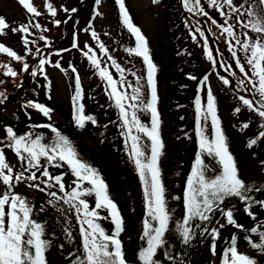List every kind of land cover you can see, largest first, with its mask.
<instances>
[{"label":"snow or ice","instance_id":"snow-or-ice-1","mask_svg":"<svg viewBox=\"0 0 264 264\" xmlns=\"http://www.w3.org/2000/svg\"><path fill=\"white\" fill-rule=\"evenodd\" d=\"M18 2L29 14H33L34 16L41 15L30 0H18ZM153 2L157 3L158 0H153ZM95 3L100 4L101 0H95ZM115 3L118 6L121 23L135 37V46L129 47L126 50L130 55L134 54L137 57H141L143 63L147 66V84L151 89L150 101L144 102L141 87L133 86L127 82L124 77L126 69L121 68L111 56L108 59L112 61V65L120 72L119 80L114 79L107 68L101 67V61L96 57L93 49L87 43L84 44V49L87 50L82 51L91 64L99 70L100 77L107 82L110 89L109 95L115 100L123 121L121 127L127 129V138L131 140L130 156L144 185L147 218L143 221L141 240L146 242V246H141L138 250V262L140 264H161V261L156 259V256L158 250L165 248L168 243L166 234L170 231L169 222L172 219L173 210L167 204L166 189L161 179V169L159 167V158L162 155L164 144L160 136V118L156 107L158 97L155 73L157 66L153 63L146 37L143 35L141 29L133 23V19L126 8L125 0H115ZM182 6L190 13L208 17L211 24L216 25L217 28L222 30L220 36L226 34L227 37L231 38L227 41L228 50L231 53V57L235 60L236 67L240 73L244 74V79L239 80L238 84L244 85L246 80L247 84L251 87L245 90L253 94V98L251 99L246 98L244 95H240L238 99L243 106L264 119V110H262L264 109V0H244L239 5H236L234 0H207V6L216 9L219 15L224 18L223 23H218L216 19L209 16L208 11L201 5V0H182ZM225 6H227V11L225 10ZM46 8L52 17L57 16L58 9L52 3H46ZM241 9L244 11L242 12ZM61 10L68 14L64 23L72 20L71 14L78 11L75 7L71 9L62 7ZM96 14L99 15V13ZM233 17L241 27L246 29L243 32V39L237 36L235 25L228 22ZM55 24L59 26L61 21L57 19L55 20ZM33 27L40 28L41 25L36 23ZM6 29H9L12 33H28L29 25L25 23L10 28L6 18L0 16V35L5 34ZM196 32L201 37H204V49L207 59L213 61V64H215L213 51L208 47V38L199 28L196 29ZM250 33L255 35H251ZM213 35L215 34L213 33ZM91 36L94 39H98L96 31H92ZM195 38L196 36L193 34V39ZM40 39L44 40L45 37L41 36ZM22 41L25 45L29 43L26 36H22ZM232 41H235V44ZM32 43H35V41H32ZM236 45H239V51L244 53V60L250 69L251 75L246 71L245 64L241 63L237 51L233 50ZM72 47H80L75 38V32L73 34ZM99 48L104 52L108 51L103 43L99 45ZM27 51L31 52V49H27ZM36 51L38 54L40 53L39 48ZM61 51L68 50L62 49ZM0 53H5L16 61L24 59V57L3 43H0ZM49 63L51 61L46 58L39 59L31 74L36 76L37 71L45 73L44 66ZM54 66L60 68V62L56 61ZM0 68H6L5 74L10 77L18 76L17 71L7 64H0ZM29 68L28 63L22 64L23 71L27 72ZM71 70L73 73L77 72L75 67H72ZM132 75L136 76V73L133 72ZM189 78L197 80L196 76H190ZM219 78L225 85L230 83L229 79L223 76ZM139 79L140 77H137V82ZM208 79L209 77L205 75L199 83L203 85ZM0 83H3V81H0ZM75 85V95L72 99L77 113L75 115L77 125L83 128L85 120L95 124L96 120L93 116L83 115L84 105L80 103L82 92L79 74L75 76ZM125 85L127 88L132 89L131 94L126 90H122ZM0 97L6 98L5 93L0 92ZM2 102L0 100V103ZM195 105L200 149L202 152H207L209 155L219 158V163L222 165V173L215 177L206 175L208 167L201 159V154L198 153L196 155L191 174L186 182V190L183 197L186 210L185 215L175 222V231L179 234L181 242L188 246L196 236V233L193 231L192 222L200 221L201 223H196L194 227L201 229L200 236H204L206 233L211 236L210 251L213 255H216V240L220 237V229L225 227V225L217 220L216 223L219 227L209 229L204 222L211 223L215 213L219 212L228 225L242 228L243 225H240L234 217V206L225 208L222 205L225 204L227 198L237 197L244 202L246 214L255 219V214L251 209L254 204L264 208V200H254L249 193L253 191L259 192L264 190V188L249 184L240 177L237 163L229 151L225 134L220 127L215 97L210 88L207 90L206 108L202 107L199 95L195 98ZM29 106L34 107L45 117L50 118L52 109L44 104L29 102ZM129 108L133 109L131 115H129ZM141 109L151 112L150 127L143 125L137 118V111ZM240 110L239 107L235 109L237 113ZM202 111L204 112V120H207L209 117L211 118V127L214 130V136L211 139L203 134L201 128ZM44 126L52 128V131L56 133L55 143L51 145L45 144L41 142L42 137L39 135L33 138L31 133L17 134L11 126H6L5 128L8 143L0 147V184L4 186V191L0 192V264H48L46 252L51 246V241L45 238L44 225L33 218L34 209L31 203L14 191L17 183L24 180L35 182L41 176L47 179L42 180L40 183H30L28 186L41 192L58 186L59 193H63V195H58L57 191H48L47 195L53 198L52 200H48V204L52 205L53 200L63 201L64 204L69 206L67 211L73 212L79 223L83 251L76 254V258L72 261V264H130L126 258L122 241L119 238L120 233L124 230V221L117 204L109 194L108 185L105 180L97 169L79 157L66 136L59 134L51 125ZM242 127L248 128L249 124L244 123ZM133 128L137 132L143 133L150 141V155L146 154L144 146L140 144V136L132 134ZM259 136L264 137V130L259 132ZM256 142V140H250L248 146L251 147ZM6 148L11 149L15 153L21 162L23 171H14V166L7 161L5 155ZM261 163L264 164V161ZM65 164H67L68 170L75 177L72 182L75 186L71 187L70 191L66 190L64 182L67 171L58 175H54L49 171V166L52 168H62ZM25 172H29L30 174L25 176ZM37 173L40 175L38 176ZM51 181H55V183L53 184ZM84 182H87L90 187H85ZM41 183L45 187H41ZM86 197H94V207L90 206ZM175 199L179 198L176 197ZM99 209L107 210L108 217H105V219L110 217L115 225V229L111 234L107 233L97 223V220L100 218ZM40 211H44L43 206H41ZM56 211L62 215L65 213L63 208H56ZM152 222H155V226ZM64 231L71 238L72 233L67 228ZM257 231L256 227L250 229L252 233H256ZM259 237L261 242L251 243V246L264 253V232H260ZM236 239L237 237L233 235L231 242L224 250L223 264H259L255 257L241 253L238 250ZM60 247L63 248V245H60ZM164 255L173 264H185L182 258L173 256L167 251H165Z\"/></svg>","mask_w":264,"mask_h":264},{"label":"trees","instance_id":"trees-1","mask_svg":"<svg viewBox=\"0 0 264 264\" xmlns=\"http://www.w3.org/2000/svg\"><path fill=\"white\" fill-rule=\"evenodd\" d=\"M176 1L164 0L160 17L161 25L168 36L167 54L161 46V50L154 48L147 32L134 19L128 5H126L133 23L141 29L146 37L153 63L157 66L155 73L158 97L156 107L160 118V136L164 144L162 155L159 158V167L161 169V179L166 189L167 204L173 212L172 219L169 222L170 231L166 234L168 243L165 248L158 250L156 259L160 260L161 264H173L172 261L165 258L164 253L167 251L173 256L182 258L185 264H223V252L231 242V237L235 235L238 250L241 253L255 257L259 264H264V253L251 246V243L261 242L259 233L264 232V208L257 204H254L251 209L255 214V219L246 214L244 202L237 197L227 198L225 204L222 205L225 208L234 206V217L240 225H243L242 228L228 225L219 212L215 213L211 223L204 222L209 229L219 227L216 223L217 220L225 225L220 229V237L216 240V255H213L210 251L211 236L207 233L200 236L201 229L194 227L196 223H201L200 221L192 222L196 236L188 246L181 242L179 234L175 231V222L185 215L183 197L196 155L201 154V159L207 165L206 175L215 177L222 173L219 158L209 155L207 152H202L200 149V136L197 135L196 125L195 98L199 95L202 107L206 108L208 89L200 86L199 81H201L207 67L205 56L202 55V52L201 54L198 53L199 49H197L188 33L189 28L183 26V22L187 18L190 21V27H192L191 13L189 14L183 6L181 8ZM110 2L116 23H118L123 37L127 40V46L134 47L135 37L121 23L115 1L110 0ZM205 10L208 11L209 15H212V13L219 15L216 9L211 8L208 10L206 7ZM131 56L136 66V76H132V80L135 82L134 86L141 87L144 102L147 103L151 99V89L147 84V66L143 63L141 57L134 54H131ZM60 63L68 76L72 88V97L75 95L76 85L73 84L71 71L67 64L75 67L77 73H80L82 92L80 103L84 105L83 115L93 116L96 123L92 124L91 121L85 120L84 127L81 128L77 123H74L76 122L75 119L73 121V117L69 115V104H66L62 109L58 104L52 105V103L47 102L57 115L62 117L63 121L65 119L64 122L59 124L57 121H51L49 117H39L32 112L31 115H27L16 105L9 110L5 117H0V127L2 128L4 123L13 124L12 128L15 132H19L30 122H36V119H38L42 124L32 127L33 138L39 135L42 137V143L49 145L55 143L56 133L52 131V128L44 125H51L59 134L66 136L79 157L97 169L108 185L109 194L117 204L124 221V230L120 233L119 238L122 241L126 258L130 264H140L138 262V250L141 246H146V242L141 240V236L143 235V221L147 218V208L144 185L130 156L131 147L128 142L126 143L127 139L124 136L122 124L118 121L117 112L115 114L116 109L114 110L111 100L102 87L100 75L94 72L87 82L83 81L84 73L81 69L86 68L90 72L94 69L85 56L78 55L75 50L70 49L60 58ZM190 76H196L197 80L190 79ZM221 76L229 78L224 71L218 67L214 68L212 72L213 89L211 91L215 97L217 116L220 120V127L225 134L229 151L237 163L240 177L249 184L264 188V164L261 163L264 161V137L259 136V132L264 130V127H262L264 126V119L243 106L238 97L245 94L240 93L235 87H231L230 83L225 85L219 78ZM137 77H140L138 82ZM35 79L40 80V76H35ZM229 81L231 80L229 79ZM41 93V86L38 89L35 82H33L32 88L19 95V98L23 101H27V99L33 101L36 98H42ZM246 98H253V94H248ZM237 107L241 109L239 113L235 111ZM257 107L259 106L257 105ZM73 108L75 111L74 104ZM203 116L204 112L202 111L201 128L203 134L211 139L214 136L211 118L204 120ZM137 118L143 125L151 126L150 111L138 110ZM116 119L120 124L119 126ZM244 123H248L249 127L243 128ZM133 135L140 136V144L144 146L146 154L150 155V141L148 138L143 133L137 132L135 128H133ZM250 140H256L257 142L249 147ZM242 150L246 156L242 155ZM246 159L250 160L249 164L253 167L254 172L244 170ZM49 171L54 175L67 171V175L64 177L66 190L70 191L71 187L75 186L72 184L75 177L68 170L67 164L62 168L49 166ZM51 183L54 184L55 181H51ZM84 186L90 187L87 182H84ZM249 195L254 200H264V190L253 191ZM24 197L29 201L26 195ZM176 197L179 199H175ZM86 199H88L90 206L94 207V197H86ZM98 211L100 218L97 223L107 233L111 234L115 229V225L110 217L105 219V217H108V211L104 209ZM49 212H55V210ZM33 216L34 219L44 225L45 238L51 241V246L46 252L48 264L53 256L58 258L57 264H72L76 254L83 251L79 223L75 214L73 213L75 218L71 217L67 222H64L55 214L41 213L36 209H34ZM152 223L155 226V222ZM252 227H256L258 231L256 233L250 232ZM65 228L72 233L71 238L66 235ZM60 245H63V248Z\"/></svg>","mask_w":264,"mask_h":264},{"label":"rangeland","instance_id":"rangeland-1","mask_svg":"<svg viewBox=\"0 0 264 264\" xmlns=\"http://www.w3.org/2000/svg\"><path fill=\"white\" fill-rule=\"evenodd\" d=\"M115 1V0H113ZM34 7L41 13L40 16H34L33 14H29L26 9L18 2V0H0V16L6 18V21L11 27H17L18 25L28 23L29 32L28 33H12L9 29L5 30V34L0 35V43H3L5 46L10 47L12 50L16 51L20 56L24 57L22 61H16L13 58H10L5 53H0V64H7L12 67L15 71H17V77H10L6 75V68H0V92H4L6 98L0 97V100L3 102L0 103V117H5V115L9 112V110L13 106H19L21 111L27 115H31V112L37 114L39 117H45L42 113H40L34 107L29 106V102L35 103L29 99L27 101H23V99L19 98V95H22L25 91H28L29 88H32V83L35 82L36 87L39 89L41 86L42 89V98H36L38 103L44 104L45 106L52 109L50 113V120L57 121L59 124L64 122L62 117L57 115L54 109L47 102L54 104H58L62 109H64L66 104H69V115L73 117V121L75 119V115L77 114L73 108V97H72V88L70 87V82L68 76L64 72L63 67L60 68L55 67L56 61L60 62V58L66 54V51H61L62 49L67 50H75L78 55H83L84 44L87 43L96 54V57L101 61V67L107 68V70L112 74L113 78L116 80L120 79V72L112 65V61L108 59L111 56L120 66L121 68L126 69L124 72V77L127 82L135 85V82L132 80V73L135 72V63L132 56L126 50L129 48L127 46V40L123 37L118 23H116V18L113 12V8L111 7L110 0H101L100 4H96L95 0H30ZM52 3L54 7L58 9L57 16L52 17L51 14L47 11L46 3ZM164 0H158L157 3H154L153 0H125V4L128 5L130 12L134 16V19L141 25V27L147 32L150 40L152 41V45L157 50H161L162 47L165 54H167V45H168V36L164 32V28L161 25V14H162V6ZM178 5L182 8V0H177ZM244 0H236L234 3L239 5L243 3ZM201 5L206 9L207 1L201 0ZM62 7H67L69 9L75 7L78 9L77 13H72V20H69L67 23L64 21L67 19L68 14L61 10ZM225 10L227 11V7L225 6ZM243 12L244 10L241 9ZM96 13H99L97 15ZM190 14V12H188ZM212 18L216 19L218 23H223L224 18L220 15H209ZM193 20V25L190 27V21L185 18L183 22V26L189 28L188 33L191 36V39L195 43L198 53L205 56L204 59L206 61V71L201 80L205 75L209 77L208 81L202 85V87L213 89L212 84V72L214 68L218 67L222 71H224L227 75V79H230V86L235 87L240 93H244V96H247L249 93L246 91V88L251 87L247 84L245 80L244 85H239L238 81L244 79V74L240 73L239 69L236 67L235 60L231 57V53L228 50L227 41L231 38L227 37L226 34L224 36H220V32L222 31L220 28H217L216 25L211 24V21L208 17L197 15L195 13H191L190 16ZM59 19L61 24L57 26L55 24V20ZM246 20V18H245ZM199 21V23H197ZM78 22V23H77ZM231 24L235 25V31L237 36L240 39H243V32L246 31L243 27L240 26L233 17L228 21ZM39 23L41 25L40 28L33 27L34 24ZM191 28V29H190ZM199 28L201 31L205 33V36L208 38V47L213 51V57L215 60V64L213 61H209L207 59L206 51L204 49V37H201L196 29ZM87 29V31H85ZM96 31L98 34V39H94L91 36V32ZM75 32V38L79 43V48H73V34ZM213 33L215 35H213ZM121 34V35H120ZM193 34H195L196 38L193 39ZM207 34V35H206ZM251 35H255L250 33ZM22 36H26L29 40V43L25 45L22 41ZM44 36L45 39L41 40L40 37ZM35 41V43H32ZM103 43L105 47L108 49L107 52L102 51L99 48V45ZM235 44V41H232ZM40 49V53L38 54L36 49ZM27 49H31V52L27 51ZM83 50V51H82ZM233 50H236L238 56L241 59V63H244L246 66V71L251 75L250 69L246 65V61L244 60V53L239 51V45H236ZM57 53H59L57 55ZM84 56V55H83ZM46 58L51 61V63L46 64L44 66L45 73H40L37 71V75L40 76V80L35 79L33 76L32 70L38 64L39 59ZM89 61V60H88ZM90 62V61H89ZM28 63L30 68L29 71L25 72L22 69V64ZM91 63V62H90ZM61 65V63H60ZM68 68L71 71V75L73 78V84L75 83V76L77 73L72 72V65L67 64ZM230 66V67H229ZM94 67V66H93ZM83 71V81L87 82L92 73L96 72L99 75V70L94 67L93 71L90 72L88 69H81ZM136 73V72H135ZM235 73V75H233ZM46 74V75H45ZM36 75V76H37ZM201 75V74H200ZM199 75V76H200ZM80 76V73H79ZM102 87L106 92L107 96L111 100V105L115 110V114L117 112V119L122 124L123 121L120 117L119 109L115 104V100L110 97L106 80L102 79ZM48 80V84L46 81ZM122 90H126L129 94L132 93L131 88H127L125 85ZM243 95V94H241ZM19 98V99H18ZM259 106V105H258ZM132 108H129V115H131ZM32 119V118H31ZM116 119L118 126L120 125ZM33 120V119H32ZM76 123V122H74ZM38 119L36 122L32 121L29 125L17 134H25L31 133L32 127L34 125H40ZM9 124L4 123L2 128L0 127V147H3L4 144L8 143L6 140V131L5 128ZM13 124L9 125L12 127ZM124 130V136L127 139L129 146L131 147V140L127 138V129L122 128ZM122 130V133H123ZM133 134V129H132ZM242 155H245V152L241 151ZM5 155L7 161L14 166V171L19 172L23 171L21 166V162L18 160L17 156L11 149H5ZM246 165L244 170L246 172H254L253 167L249 164L250 160L246 159ZM34 170V169H33ZM30 173L25 172V176H28ZM39 176L40 174L37 173ZM45 177H40L35 182L24 180L23 182L17 183L14 188V191L23 197L26 195L29 199V202L33 206V209L39 210L41 206H43L44 211L41 213H49L55 214L59 216L64 222L69 221V219L75 218L73 213L68 210V205L64 204L63 201L53 200V204L49 205L48 200H52L53 198L47 195L48 191H57L58 195H63V193H59L58 186L52 189H46L45 192H41L38 189L29 187L30 183H40L42 180H46ZM41 187H45L44 184L41 183ZM4 191V186L0 184V192ZM34 203V205H33ZM56 208H63L65 213L62 215L60 212L56 211ZM55 212H49L53 211ZM34 217V216H33ZM58 258L53 256L50 259L49 264H57Z\"/></svg>","mask_w":264,"mask_h":264}]
</instances>
